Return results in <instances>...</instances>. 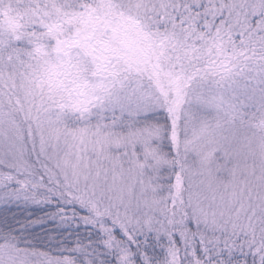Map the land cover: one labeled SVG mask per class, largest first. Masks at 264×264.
<instances>
[{
  "label": "snow or ice",
  "instance_id": "1",
  "mask_svg": "<svg viewBox=\"0 0 264 264\" xmlns=\"http://www.w3.org/2000/svg\"><path fill=\"white\" fill-rule=\"evenodd\" d=\"M0 264H264V0H0Z\"/></svg>",
  "mask_w": 264,
  "mask_h": 264
}]
</instances>
